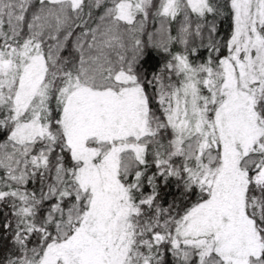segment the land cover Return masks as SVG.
Here are the masks:
<instances>
[{
    "label": "snow or ice",
    "instance_id": "snow-or-ice-1",
    "mask_svg": "<svg viewBox=\"0 0 264 264\" xmlns=\"http://www.w3.org/2000/svg\"><path fill=\"white\" fill-rule=\"evenodd\" d=\"M0 264H264V0H0Z\"/></svg>",
    "mask_w": 264,
    "mask_h": 264
}]
</instances>
